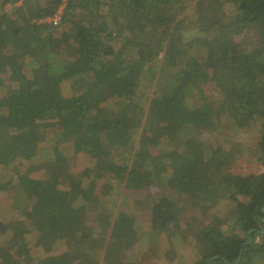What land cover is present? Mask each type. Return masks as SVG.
<instances>
[{
    "label": "trees",
    "instance_id": "1",
    "mask_svg": "<svg viewBox=\"0 0 264 264\" xmlns=\"http://www.w3.org/2000/svg\"><path fill=\"white\" fill-rule=\"evenodd\" d=\"M59 4L0 0V264H140L124 254L134 226L111 234L102 195L123 181L150 199L146 240L170 231L193 264H264V0H68L59 25L43 22ZM224 117L258 124L261 173L225 183L197 135ZM222 202L191 238L182 211Z\"/></svg>",
    "mask_w": 264,
    "mask_h": 264
},
{
    "label": "rangeland",
    "instance_id": "2",
    "mask_svg": "<svg viewBox=\"0 0 264 264\" xmlns=\"http://www.w3.org/2000/svg\"><path fill=\"white\" fill-rule=\"evenodd\" d=\"M6 9L7 7L5 6V10ZM2 12L0 10V14ZM75 14L77 15L76 17L78 19H83L86 17L83 10L80 9L77 10ZM67 29H69L68 23L56 31L62 32ZM205 77L206 75L203 74L202 78ZM6 86L10 87L11 84ZM202 89L204 93L209 96V98H211V96H216L212 92V85L204 83ZM196 114L197 118L203 119L202 112H196ZM55 131L56 129L46 130L42 138H49L48 134L54 133ZM198 131V140L202 141L206 145H211L215 151H217V163L219 166L220 175L225 178V183H229L230 179L234 176L249 174L257 175L262 172V167L253 156L255 155L254 149L256 148L257 142L259 141L260 134L258 124L253 119L251 120L245 117L228 119L224 117L220 124L212 119L208 124L203 123L201 129H198ZM26 167L28 168V166H24L23 168L21 167L20 173H24L26 171ZM60 172L66 175L71 174V172L80 173L81 168L75 165L73 168L63 165L60 167ZM29 175L39 176V174L35 175V172L32 174L29 173ZM103 191L104 192L102 195L107 194V196H104L105 198L107 197L105 205L111 212L110 221L113 223V232L111 231V234L118 232L121 227L131 228L134 226L138 234V241L139 238L142 241V243H138L137 241V243L132 244L128 247V250L124 252V254L129 257L127 259L130 262L137 260V262L140 264L194 263V251H192L189 246L184 245L180 241L179 237H171L168 235L171 233L170 231L169 233L166 231L168 238L165 240L159 237V239L154 238L151 240H146V236L149 233L148 227L146 225L140 224H142V221H146L148 219V211H146V209L149 208L148 201H150V199L146 196V194H144V191L141 189V187L138 189L132 187L127 188V182L123 181L118 185L115 184L113 186V191H111L110 194L108 188L106 189L104 187ZM233 191L236 195L240 194V190L233 188ZM55 193L63 194L59 193L56 189ZM7 196L8 197H6V199L1 198L0 196V218L9 220L12 216V213H10V209H8L6 203L7 199L12 197L11 193L7 194ZM176 200H178V198H176ZM34 202V199H28L26 208L31 210V207L35 204ZM224 209L225 206L223 202L219 203V205L214 209H209L207 205L205 206L203 204H200L195 208H185L180 214V223L183 227L189 225L193 228L192 230L194 231L191 234L192 238V235L210 223L212 217L215 214H221ZM16 214H18V212ZM89 216L93 218V215L89 214ZM16 218L20 222L25 221L22 212L13 219ZM117 218H122L124 220L122 223L123 226L117 222ZM137 220L142 221L138 224L136 222ZM87 226L90 228H96L97 224H95L92 220L90 223H87ZM116 227L118 228L116 229ZM222 231L223 233L228 234L231 231L230 225L222 227ZM107 235L110 234L107 232ZM191 238H189V240H191ZM6 241L7 240L4 238V236L0 237V249L5 246ZM28 241L31 242L30 240ZM17 258H19V255L14 254L6 261L9 263H14L17 262Z\"/></svg>",
    "mask_w": 264,
    "mask_h": 264
},
{
    "label": "built area",
    "instance_id": "3",
    "mask_svg": "<svg viewBox=\"0 0 264 264\" xmlns=\"http://www.w3.org/2000/svg\"><path fill=\"white\" fill-rule=\"evenodd\" d=\"M67 4H68V0H60V4L57 7L55 13L51 17L43 20V22L46 21L47 23H50L53 26L59 25V23L61 22V19H62V15L64 13V10L67 7Z\"/></svg>",
    "mask_w": 264,
    "mask_h": 264
},
{
    "label": "water",
    "instance_id": "4",
    "mask_svg": "<svg viewBox=\"0 0 264 264\" xmlns=\"http://www.w3.org/2000/svg\"><path fill=\"white\" fill-rule=\"evenodd\" d=\"M263 211H264V209H263ZM250 232H251V230L248 231L247 233L249 234ZM259 233H260V234H264V228H261V230L259 231Z\"/></svg>",
    "mask_w": 264,
    "mask_h": 264
},
{
    "label": "crops",
    "instance_id": "5",
    "mask_svg": "<svg viewBox=\"0 0 264 264\" xmlns=\"http://www.w3.org/2000/svg\"><path fill=\"white\" fill-rule=\"evenodd\" d=\"M18 4H20V3H18ZM6 7H7V9H6V11H7V10L11 9L13 6L7 5Z\"/></svg>",
    "mask_w": 264,
    "mask_h": 264
}]
</instances>
